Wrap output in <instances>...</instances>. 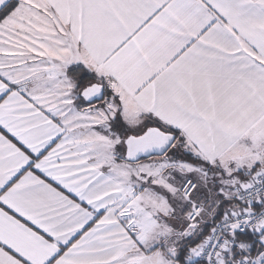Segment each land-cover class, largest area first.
Listing matches in <instances>:
<instances>
[{
  "label": "snow or ice",
  "instance_id": "1",
  "mask_svg": "<svg viewBox=\"0 0 264 264\" xmlns=\"http://www.w3.org/2000/svg\"><path fill=\"white\" fill-rule=\"evenodd\" d=\"M0 264H264V0H0Z\"/></svg>",
  "mask_w": 264,
  "mask_h": 264
}]
</instances>
